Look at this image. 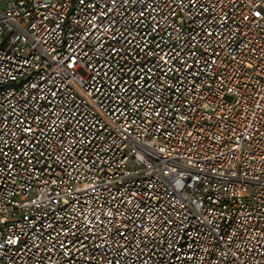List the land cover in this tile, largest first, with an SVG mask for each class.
Returning <instances> with one entry per match:
<instances>
[{
	"label": "built area",
	"instance_id": "2783aa9c",
	"mask_svg": "<svg viewBox=\"0 0 264 264\" xmlns=\"http://www.w3.org/2000/svg\"><path fill=\"white\" fill-rule=\"evenodd\" d=\"M0 264H264V0H0Z\"/></svg>",
	"mask_w": 264,
	"mask_h": 264
}]
</instances>
